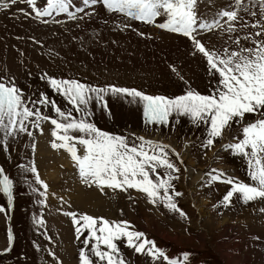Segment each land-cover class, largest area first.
<instances>
[{"label": "rangeland", "instance_id": "1", "mask_svg": "<svg viewBox=\"0 0 264 264\" xmlns=\"http://www.w3.org/2000/svg\"><path fill=\"white\" fill-rule=\"evenodd\" d=\"M16 5L19 3L0 13L12 14L5 22L0 17V82H14L28 106L40 108L46 116L55 118L51 107L34 106L41 96H47L62 111H71L80 118L62 95L50 89L48 78L76 80L93 87L136 89L168 98L184 95L188 90L209 95L217 86L218 75L209 74L206 59L187 40L158 30L159 34L146 37L145 29L136 32L121 27V23L113 24L111 19L102 21L106 16L98 11L89 18L61 19L69 22L50 25L33 19L28 11L25 12L30 17L24 18L23 13H14ZM241 15L249 23L254 19L244 12ZM255 31L247 28L232 35L235 38ZM164 35L171 36L169 46L164 45L167 40ZM197 38L208 48L236 47L221 30L202 33ZM242 44L253 46L247 41ZM105 101L107 109L95 99L88 105L89 121L102 131L123 135L126 130L124 137L128 142L143 137L176 143L178 160L185 168L179 179L173 181L175 190L183 195L174 199L187 219L162 204L149 203L143 193L134 189L110 193L82 188L75 166L65 165L67 153L51 147L53 125L43 122L41 134L29 124L32 137L18 134L15 139H9L7 151L0 147V165L14 183L15 204L10 213L0 193V207L6 210L0 212V253L9 246L8 228L13 227L14 233L11 251L0 255V264H80L84 236L77 241L72 219L66 212L127 221L132 226L130 230L143 232L169 258L181 257L183 261V255L189 253V260L183 261L185 264H264V212L261 211L264 201L244 204L234 197L225 208L220 202L230 189L227 184L197 183L202 178L201 172L211 173L216 168L224 170L228 177L251 183L247 161L222 146L228 141L233 143L238 134L242 139L239 132L242 126L262 117L246 115L244 121L227 128L211 148H205L207 124L197 126L187 116L174 115L167 125L156 128L157 124L145 123L143 105L138 100L130 102L131 97L109 94ZM33 165L48 185L46 199L40 196L43 188L36 184L34 174L27 171ZM54 171L56 176L52 177ZM34 217H42L44 226L36 225ZM124 242L117 243L127 264H164L163 260L152 261L136 253ZM49 252L55 253V259Z\"/></svg>", "mask_w": 264, "mask_h": 264}, {"label": "snow or ice", "instance_id": "2", "mask_svg": "<svg viewBox=\"0 0 264 264\" xmlns=\"http://www.w3.org/2000/svg\"><path fill=\"white\" fill-rule=\"evenodd\" d=\"M17 2L18 0H0V10ZM19 2L26 3L35 18L41 22H46L43 19L45 17L61 14H65L69 20L83 19L79 13L92 15L86 9L99 4L108 13L119 14L126 19L181 35L188 38L195 51L206 59L209 74L218 75L219 79L216 88L209 95L188 90L184 95L168 98L147 95L136 89L115 86L101 88L76 80L48 78L51 88L62 95L72 109L80 114L79 119L71 111H62L47 96H41L35 103L44 108L51 107L55 118L43 115L40 108L33 109L28 106L22 90L14 82H0V147L7 151L9 139H15L18 134L32 137L29 124L42 134L41 124L50 122L53 125L51 147L69 153L84 185L94 186L101 192L105 189L113 192L134 189L143 193L149 203L162 204L170 212L179 213L182 218L187 219L186 213L178 207L174 199L183 194L176 191L173 185V181L179 179L173 174L180 169L170 160L168 146L144 140L143 137L139 138V144L129 143L125 137L102 131L89 121V103L95 99L107 109V95L131 97L130 102L138 100L143 105L144 118L149 124L167 125L169 118L174 115L187 116L197 126L200 123L209 125L207 139L203 144L205 148H211L215 140L221 138L234 122L244 121L248 114H258L262 118L242 128V139L224 146L226 151L231 150L233 155L241 156L247 161L251 183L238 181L216 169H212L214 174L209 175L212 182L231 186L220 202L222 207H229L234 197L242 200L244 204L264 201V0H234V6L219 11L212 20L198 15V0H81L82 6L75 7L73 0H45L43 7H38V0ZM242 12L253 17V21L249 23L245 20L241 16ZM24 14L29 15L27 12ZM160 17H165V20L157 23ZM247 28L256 31L233 38L232 34ZM215 30L227 33L228 39L236 47L208 48L197 38L201 32L211 33ZM242 41L253 46L247 47ZM172 71L175 72L176 69L173 68ZM77 145L82 147V155L79 154ZM176 156L179 159L178 153ZM159 169H164L165 172L161 174ZM27 171L34 174L36 184L43 188L40 196L46 199L48 185L40 179L35 165ZM13 189V181L0 167V193L7 198L9 208L13 203ZM36 191L34 188L33 192ZM40 203L44 204V200H40ZM5 211L0 207V212ZM261 211L264 212V209ZM64 214L72 219L77 241L84 236L83 247L79 251L80 264H127L117 243L121 240L125 241L127 247L150 257L152 261L163 260L166 264H180L179 261L169 258L154 241L147 239L143 232L130 230L132 226L127 221H109L87 214L78 215L75 212ZM33 219L39 227L44 226L42 217ZM13 240L12 231L9 229V246L0 255L11 251ZM49 255L55 259V253L49 252ZM189 255H183L184 262L189 260Z\"/></svg>", "mask_w": 264, "mask_h": 264}, {"label": "bare ground", "instance_id": "3", "mask_svg": "<svg viewBox=\"0 0 264 264\" xmlns=\"http://www.w3.org/2000/svg\"><path fill=\"white\" fill-rule=\"evenodd\" d=\"M4 1H7V0H4ZM11 6L12 5L10 4L9 9H10ZM15 8H16V10L13 11L14 13H16V12H19L20 13L21 12V13L24 14L25 11H27V10L24 9V6H22L20 4L19 5H16ZM88 11H90V13H93V12L98 11V13H101L99 15H102L103 17L106 16L105 18H101L102 21L103 20H107V19L108 20L111 19V21H112L113 24L117 25L118 23H121V27L126 28V29H130L131 28L132 30H134L136 32H140V30H144L145 29V31L143 33L145 34L146 37L151 36V35H154V34H159V32H157L156 30L152 29V27L149 28L150 26H147V28H145L144 26H141V25H139V24H137V23H135L133 21H132L133 22V24H132L131 22L128 21V19H125V18L121 17L119 14L108 13L106 10H104L102 8H97V7L96 8H91ZM0 13H2V10H0ZM3 15H5V16H3ZM11 15L12 14H9L8 12H6L5 14L0 15V17L5 22L6 18H9ZM24 17H30V16L24 14L23 15V18ZM59 21H61V19ZM54 22H56V21H54ZM164 36L167 39L166 40V43H164V45L165 46H169V43H172L171 36H167V35H164ZM184 150H183V152H184ZM61 158H63V157H61ZM64 161H65V165L66 166L69 165V167H71L70 165L72 163H74L72 160H71L72 161V163H71V161L69 159L64 160ZM55 174H56V171H54V174H51L52 177H55L56 176Z\"/></svg>", "mask_w": 264, "mask_h": 264}]
</instances>
